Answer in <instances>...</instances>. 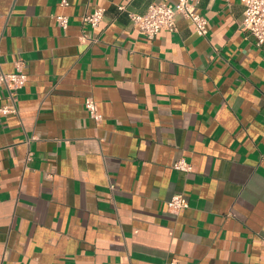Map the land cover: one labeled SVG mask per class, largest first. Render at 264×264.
<instances>
[{"label":"crops","instance_id":"0c3cea01","mask_svg":"<svg viewBox=\"0 0 264 264\" xmlns=\"http://www.w3.org/2000/svg\"><path fill=\"white\" fill-rule=\"evenodd\" d=\"M62 1L0 0V73L28 75L0 114V264H264V48L243 3L203 0L205 37L179 18L149 40L128 13L178 0Z\"/></svg>","mask_w":264,"mask_h":264},{"label":"built area","instance_id":"2783aa9c","mask_svg":"<svg viewBox=\"0 0 264 264\" xmlns=\"http://www.w3.org/2000/svg\"><path fill=\"white\" fill-rule=\"evenodd\" d=\"M203 0H178L175 5L166 3H153L143 14L129 12V18L133 27L139 35L153 40L161 31H177L179 18H184L191 22L193 31L200 37L208 34V19L199 11ZM244 5L242 27L246 29L256 39L257 45L264 48V0H240ZM63 6H68L67 0L62 1ZM119 12L126 11L124 6L118 7ZM106 14L104 8H97L92 13L82 18V24L88 25L92 29L99 27ZM56 22L63 29L69 27V18L65 15L56 17ZM16 71L12 74L0 73V88L4 87L8 91L7 100L10 105L0 108L1 115L18 114L15 102L17 92L24 88L28 81L26 63L18 59L15 63ZM85 108L91 119L100 123L102 115L99 113L97 104L93 98H87ZM175 169L183 172L191 170V166L184 160L174 165ZM189 207V202L184 195H175L168 202V211L177 215Z\"/></svg>","mask_w":264,"mask_h":264}]
</instances>
